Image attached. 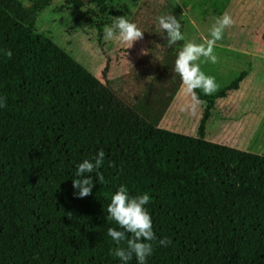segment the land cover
Here are the masks:
<instances>
[{"label":"trees","instance_id":"trees-1","mask_svg":"<svg viewBox=\"0 0 264 264\" xmlns=\"http://www.w3.org/2000/svg\"><path fill=\"white\" fill-rule=\"evenodd\" d=\"M51 1L0 0V264H122L107 235L122 230L107 219L121 185L130 196L149 195L157 240L172 242H154L146 264H264V153L206 138L218 101L249 70L212 95L192 92L204 104L198 136L161 128L183 83L177 56L151 45L142 95L124 101L38 30ZM191 1L206 17L231 0ZM91 4L103 31L112 0ZM100 150L104 180L90 174L92 194L77 198V166ZM128 264H138L135 256Z\"/></svg>","mask_w":264,"mask_h":264},{"label":"rangeland","instance_id":"rangeland-1","mask_svg":"<svg viewBox=\"0 0 264 264\" xmlns=\"http://www.w3.org/2000/svg\"><path fill=\"white\" fill-rule=\"evenodd\" d=\"M112 6L108 26L114 17L126 16L144 32L143 39L129 49L118 42L105 41L97 18L91 14V0H52L39 15L36 26L102 81H109L120 98L131 101L152 74L151 45L178 57L186 42L203 44L211 39L210 29L217 18L230 14L235 23L216 42L217 62L200 63V68L219 87L229 84L243 70H249V74L238 91L218 101L206 138L264 153V0H231L221 15L206 17L191 0H112ZM162 15L179 20L185 36L182 43L168 47L166 33L158 25ZM203 111L204 104L182 83L159 126L198 136Z\"/></svg>","mask_w":264,"mask_h":264},{"label":"clouds","instance_id":"clouds-1","mask_svg":"<svg viewBox=\"0 0 264 264\" xmlns=\"http://www.w3.org/2000/svg\"><path fill=\"white\" fill-rule=\"evenodd\" d=\"M234 23L232 16L224 13L217 18L210 29L211 39L206 40L203 44L186 42L180 50L175 71L180 75L189 92H194L199 88L205 95H212L218 90L219 86L215 83L214 78L201 71L200 63L217 62V56L214 54L216 42L223 39L225 30L231 28ZM158 25L166 33L168 47L185 40V36L181 32V24L175 16L162 15L158 17ZM103 32L105 41L118 42L126 46L127 49L133 47L134 43L142 40L144 36V32L126 16L114 17L112 25H106ZM8 56L11 57L10 51ZM4 107H7L6 98L0 97V108ZM104 157V151L100 150L94 157V162L85 159L77 166L76 178L73 179L74 195L77 198H85L92 194L94 182L90 178V174L96 173L99 181L103 182L104 177L97 170L103 165ZM149 201L150 197L147 193L130 196L124 185H121L111 197L107 208V219L114 221L122 230H117L114 227L108 228L107 235L117 245L110 254L119 258L122 264H128L133 256L138 264H146L147 258L154 252V242L163 247L172 243L168 238L157 240L152 218L145 208Z\"/></svg>","mask_w":264,"mask_h":264}]
</instances>
